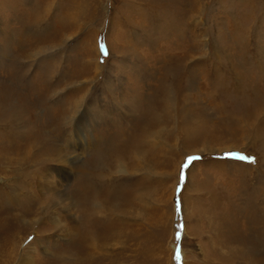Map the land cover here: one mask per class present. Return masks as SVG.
I'll use <instances>...</instances> for the list:
<instances>
[{"label":"rangeland","instance_id":"1","mask_svg":"<svg viewBox=\"0 0 264 264\" xmlns=\"http://www.w3.org/2000/svg\"><path fill=\"white\" fill-rule=\"evenodd\" d=\"M2 101L0 264H264V0H0Z\"/></svg>","mask_w":264,"mask_h":264},{"label":"bare ground","instance_id":"2","mask_svg":"<svg viewBox=\"0 0 264 264\" xmlns=\"http://www.w3.org/2000/svg\"><path fill=\"white\" fill-rule=\"evenodd\" d=\"M13 91V90H12ZM17 91V90H16ZM19 91V90H18ZM20 92H21V90H20ZM9 94V93H8ZM26 95V94H25ZM29 97V96H28ZM24 98V99H22V104L23 105H26V104H29V103H32V105H33V103L34 102H40V100L38 99L37 101H33V100H31V98ZM31 97V96H30ZM40 98V97H39ZM42 101V100H41ZM80 101H82V100H80ZM17 102V101H16ZM10 104V102H6V101H2V102H0V115H2L3 117L5 116V109L6 108H8V105ZM12 104V103H11ZM43 104V103H42ZM30 105V104H29ZM77 105H80V102L77 104ZM26 107V106H25ZM25 107H22V108H20L19 109V112L22 114V115H24L25 114V112H26V109H25ZM38 107H39V105H38ZM31 108V107H30ZM29 108V110H31ZM35 108H37L36 106H35ZM76 108V107H75ZM9 109H11V107L10 108H8V109H6V110H9ZM153 108H151L150 109V111H149V109H148V111L147 112H153V110H152ZM34 110V109H33ZM32 111V110H31ZM75 111V110H74ZM33 112V111H32ZM34 113V112H33ZM38 113V112H37ZM67 112H65V111H62L60 114H59V116H58V120H61V118H62V116H64L65 114H66ZM69 113H70V111H69ZM72 113V112H71ZM73 114V113H72ZM35 115V114H34ZM11 117L13 118V120H11V121H15L16 123L18 122V117H17V114L15 113V112H12V114H11ZM55 119H57V117L55 118ZM67 119V118H66ZM6 120V119H5ZM8 120V119H7ZM11 121H9V123L11 122ZM36 122V121H35ZM7 123V122H6ZM19 123H20V121H19ZM19 123H17V124H19ZM67 124V123H66ZM26 130V129H25ZM142 132L143 131H138L137 132V135L136 136H134V137H130L129 139H128V142L130 141V142H135V141H137L138 140V136L140 135V134H142ZM138 133H140V134H138ZM155 139V138H154ZM158 141V140H157ZM35 145V142H32V143H30V145L28 146V148H26V149H24L23 147L21 148V147H19V149L21 150V149H24L23 151H22V161H25V162H29V161H31V159H32V155H31V148L33 147ZM19 150V151H20ZM19 154H20V152H18ZM43 153V152H42ZM9 153H7V155H8ZM11 155V154H10ZM43 155V154H42ZM41 155V156H42ZM116 155L118 156V158H120L121 157V154L119 153V151H117V153H116ZM37 160H38V162H39V165L40 166H42L43 165V163H44V158H43V160H39L38 158H37ZM33 161V160H32ZM24 163V162H23ZM138 163V162H137ZM132 168L134 167L133 165H131V164H129ZM127 166V167H125V165L122 163H119V165L117 166V167H115V169H116V172L118 173V174H127V172H126V170H127V168H130V166ZM141 165H143V163H142V161H139V163H138V166H139V168L141 167ZM46 167V166H45ZM111 169H113V168H111ZM134 169V168H133ZM134 170H138V167L136 168V169H134ZM145 170V169H144ZM135 171V172H136ZM37 174V173H36ZM112 179V178H111ZM106 185H109V184H106ZM106 185L105 184H102L101 186H98V184H96V183H94V182H91L89 179H87V180H85L83 183H82V189H84V194H85V196H86V199H85V201L84 202H86L88 205H90L91 203H94V202H97L98 203V205H95V206H93L92 207V209H91V211H90V214H96V213H101V212H104L105 213V215L107 216V217H112L113 216V213H112V208H115L117 211H118V213H121V214H125L126 215V211L128 210V208H129V206H130V202H131V199L132 198H134L135 196H137L138 197V199H136V200H138L140 203H142L143 201H144V199L146 198V197H143V195L139 192V194H137V195H135L133 192H127V194H125L121 199H122V203L123 204H120L121 205V208H122V212L120 211L121 209H119V208H117L118 206L116 205L117 203L115 202V200H114V191L113 190H115V189H113L112 191H109L107 188H105L106 187ZM112 186V185H111ZM110 186V187H111ZM114 187V186H113ZM116 193V192H115ZM136 198V197H135ZM134 198V199H135ZM133 200V199H132ZM120 203V202H119ZM137 204V203H136ZM119 217V216H118ZM98 224H101V225H106V230H107V228H108V226H110L111 227V230L108 228V230L105 232V231H100V232H98V229H99V225ZM113 225H111L110 223H107V222H103V223H101V222H96V224H95V226H90V227H92V228H88L87 229V233H86V238H85V244L88 242L89 244V246L90 245H92L93 246V249L94 250H96L97 249V247H95L96 246V243L97 242H103V243H106L111 237H112V232L111 231H113V227H112ZM101 227V226H100ZM114 234V233H113ZM97 251V250H96Z\"/></svg>","mask_w":264,"mask_h":264},{"label":"snow or ice","instance_id":"3","mask_svg":"<svg viewBox=\"0 0 264 264\" xmlns=\"http://www.w3.org/2000/svg\"><path fill=\"white\" fill-rule=\"evenodd\" d=\"M101 50L103 51V45H101ZM227 157L228 158H232V159H236V160H240L242 162H248V163H254L255 162V158L246 156V155H244L242 153L230 152V153L227 154ZM198 158L199 157H189L188 161L185 163V165L183 167H187L188 164H190L193 160L198 159ZM183 179H184V177H183V171H182L181 172V183H183ZM178 191H179V188H178ZM179 211H180V207H179V202H178L177 212L179 213ZM176 239H177V241H180V239H181V234H180L179 231L176 234ZM180 257H181V249H180V246L178 244L177 245L175 259L177 261H179Z\"/></svg>","mask_w":264,"mask_h":264}]
</instances>
